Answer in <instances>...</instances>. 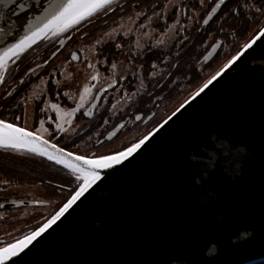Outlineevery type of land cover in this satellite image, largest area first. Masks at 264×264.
I'll return each instance as SVG.
<instances>
[{
	"label": "water",
	"instance_id": "95a60500",
	"mask_svg": "<svg viewBox=\"0 0 264 264\" xmlns=\"http://www.w3.org/2000/svg\"><path fill=\"white\" fill-rule=\"evenodd\" d=\"M18 2L30 5L19 17L12 14L15 5L0 4V49L19 40L29 25L39 24L55 0ZM221 5L219 1L209 17ZM215 53L212 49L206 61ZM237 56L240 59L231 63ZM213 76L199 96L196 91L147 134L151 138L139 151L101 170L102 179L14 258L16 264L264 262V37L251 49L244 47ZM107 90L89 107L93 113ZM125 123L99 144L114 139ZM0 150L45 159L68 172L78 191L80 182L62 164L26 150ZM71 153L73 158L82 156ZM44 204L12 201L2 209Z\"/></svg>",
	"mask_w": 264,
	"mask_h": 264
},
{
	"label": "flooded vegetation",
	"instance_id": "af4514ba",
	"mask_svg": "<svg viewBox=\"0 0 264 264\" xmlns=\"http://www.w3.org/2000/svg\"><path fill=\"white\" fill-rule=\"evenodd\" d=\"M219 1L203 0L201 3L200 0H118L107 11L96 14L76 28L37 43L8 64L5 82L0 85V119L14 122L36 133L37 130L51 125L54 134L44 136L46 139L86 157H99L127 148L167 117L161 120V115L167 114L161 109L162 102L174 99L183 85L196 84L190 76L181 79L179 68L184 66V62L196 66L197 69L199 66L207 69L222 59V51L235 52L227 64L264 27V0H226L218 12L212 18L209 17ZM138 7L142 10L137 11L136 9H140ZM257 9L261 11L258 12ZM134 17L137 21L132 25L130 21ZM177 18L181 29L179 32L175 30L176 33L172 34L166 45H162L160 34L163 31H170L172 27L168 30L166 28L173 25ZM121 19L127 20L124 24L129 25L130 33L127 36L118 33L111 39L112 30L114 27L119 28ZM134 32H138L137 36L131 34ZM105 35L109 38L100 44L99 40ZM93 42H96L94 44L96 46H91V51L82 47V44H87L89 48ZM141 43L142 46L138 48ZM212 49L216 53L206 61L205 56ZM193 51H197V54L185 61L184 54ZM90 54L105 60L102 72L106 75L102 79V84L94 88L92 94L89 91L88 94L83 88L93 85L94 82L89 79L83 87L78 83L79 77L74 75L82 74L83 71L80 70L85 62L88 69L91 68ZM59 60L63 65L69 63V68L58 69ZM122 60L125 64L131 65L132 69L128 68V72L120 76L116 73L114 65L123 63ZM198 71L202 73L201 70ZM68 73H71V76ZM91 85L88 88L91 89ZM106 88L108 90L101 97L93 113L89 107L97 94ZM38 89L40 91L36 92ZM82 95L89 97L83 107L78 106ZM114 95L120 100L127 95L128 105L125 111L108 119L113 111L111 105ZM105 101L107 104H104ZM53 104L58 105V109H54ZM66 109H76L70 116L73 117L74 123L65 128L66 123L62 122L58 129L57 116ZM139 115H142V118L137 120L136 117ZM124 121L126 122L124 127L114 139L99 144L110 131ZM71 125L77 127L71 129ZM67 130L72 132L64 134ZM129 134L126 139L125 136ZM136 135L140 138L129 143L128 139ZM121 138L127 140L129 145L126 143V146L115 151H102L103 147ZM80 144L89 145V151L85 153L79 148H74ZM60 171L66 179H71V183L61 185L53 181L52 184L66 191L73 189L75 186L73 178L63 169L60 168ZM51 172L57 175L55 171ZM9 179L10 181L0 182V189L11 184V178ZM73 181L74 186H71ZM12 201L16 200L11 198L0 200V225L2 221L7 220L1 219L2 214L10 213L12 210L2 209V205ZM44 202L42 206L53 204V201L49 200ZM13 230L16 229L0 228V243L14 242L19 234L25 233L14 234Z\"/></svg>",
	"mask_w": 264,
	"mask_h": 264
},
{
	"label": "snow or ice",
	"instance_id": "6c2138e0",
	"mask_svg": "<svg viewBox=\"0 0 264 264\" xmlns=\"http://www.w3.org/2000/svg\"><path fill=\"white\" fill-rule=\"evenodd\" d=\"M113 2L114 0H55L54 3L49 5L46 16L39 24L34 27L29 25L28 32L19 40L0 49V85L5 82L4 77L5 73L8 71L9 61H12L14 58L18 59L20 55L31 48L37 40L66 33L71 28L90 19L94 15L102 11H107ZM200 2L203 3V0H200ZM225 2L226 0H220L221 4ZM0 4H3L5 8L15 5L12 14L16 17L27 12L30 7V5L18 2V0H0ZM215 10L214 8L213 11ZM257 11L259 12L261 9H257ZM3 14V12H0V16H3ZM2 32H4V29L0 28V33ZM262 37H264V29H261L259 34L250 43L245 45V49H251ZM239 59L240 56H237L231 63H235ZM96 78L95 76L93 77V79ZM215 79L216 77L213 76L211 80L205 83L203 87L196 92V96H199L208 88ZM85 91H88V89H85ZM65 95L67 94L65 93ZM52 107L58 109L59 106L53 104ZM169 119H171V117H169ZM167 123L168 121L165 120L164 124ZM163 126L162 124L160 127L162 128ZM157 131H159V129H157ZM150 138V136L146 135L141 138L139 142L132 144L127 147L126 150L120 151L115 155H102L93 158L75 156L73 158L71 152L65 153L64 149L57 148L55 144H49L47 140H44L36 133L28 131L26 128L20 127L14 122L0 119V148L12 149L15 151L26 150L30 153L45 156L47 159L53 160L57 164H62L64 167L70 169L80 182L78 191L75 192V195H72L71 199L60 208L59 212L42 227L15 242L0 243V264H16L14 258L24 253L38 237L56 224L88 189L102 179L101 170L110 169L116 165L122 164L134 153L139 151Z\"/></svg>",
	"mask_w": 264,
	"mask_h": 264
},
{
	"label": "rangeland",
	"instance_id": "374dc122",
	"mask_svg": "<svg viewBox=\"0 0 264 264\" xmlns=\"http://www.w3.org/2000/svg\"><path fill=\"white\" fill-rule=\"evenodd\" d=\"M140 9H136L137 11L142 10L141 7H138ZM164 18V16H163ZM137 18L134 17L132 21H130L133 25V23H136ZM124 20V21H123ZM124 22H127V20L125 19H121L119 21V25L117 29L112 30L111 34V39H114L118 33H124L126 36L128 35V28L130 29L129 25L125 26ZM179 18H177L175 20V23H172L173 25L169 26L168 28H166V30H168L169 28H171L170 31H163L160 34V39H161V43L162 45H166V43L169 41V39L172 37V34H174V32L176 33L175 30H177V32H179V30L181 29L179 27ZM118 23V22H117ZM179 24V25H178ZM80 25V24H79ZM78 26V25H77ZM77 26L73 27L76 28ZM72 28V29H73ZM110 29V26L108 27ZM70 29V30H72ZM110 34V33H109ZM132 35L137 36L138 32H134L131 33ZM149 37V36H148ZM107 38H109V36L106 37L103 36V38L100 41V44L104 41L107 40ZM137 40H136V45H137ZM96 42H93L90 44L89 48L87 46V44H82V47L91 51V46L95 47ZM142 46V43L138 46V48ZM119 48H121V46L118 45ZM136 49H135V53H136ZM235 54V52H231V51H222V59L218 62H216L211 68H207V69H203L202 66H199L198 69L202 71V73L198 74V77L202 78L201 80L191 86L188 85H183L181 91L179 92V94L171 100H168L167 102H162L161 105V109L163 112H167V114H160L161 120L164 119L166 116L170 115L174 110H176L184 101L187 100V98L194 93V91L204 82L208 81L216 72H218L224 64H226V62ZM90 62H91V68L88 69V67L86 66V62L83 63L84 67L81 68L80 71H83L82 74L81 73H76L74 75L79 77V84L80 85H86L85 82H87L89 79H91L90 81H93V85H91V89L88 88L89 86L83 88V90H85L86 88H88V91L90 92V94L93 93L94 88H98L101 84H102V79L104 76H106L103 72L102 69L105 68V60L101 59L100 57L97 58L94 54H90V58H89ZM123 63H116L114 65L115 67V71L118 75L122 76L124 74H126L128 72V68L131 70L132 67L131 65H127L125 64V62L122 60ZM69 63L66 62L65 65H63L62 61H58L57 66L58 69H68ZM99 66V67H98ZM87 67V68H86ZM69 76H71V73H68ZM196 75V74H195ZM194 75V78H195ZM97 77L96 79H93V77ZM197 76V75H196ZM88 78V79H87ZM108 78H106L107 80ZM194 80V79H192ZM187 83H189V80L187 81ZM40 91L39 89L36 90V92ZM87 91V92H88ZM88 92V94H89ZM113 103H112V108L113 111L110 114V116H108V119H112L113 117H115L116 114H120L122 113V111L126 109L127 107V98L128 96L126 95L123 100L120 99H116L117 96H113ZM89 100V97L86 98V96L84 97V95H82V99L80 100V102L78 103V106L83 107L87 101ZM74 102V101H73ZM104 104H107L106 101L104 102ZM78 108V107H76ZM76 109H72V110H63L62 114H59L57 116L58 121H56V124L58 122V125H60L62 122H65L66 126L65 128H67L69 124H73L74 121L72 122L73 117L70 118L71 114H73L75 112ZM68 122V123H67ZM58 125H56V128H58ZM52 126H45V129H41V130H37L38 133L42 134L43 136H46L48 134L53 135V129L51 128ZM77 127L76 125H74L72 127V125L70 126L71 129ZM69 128V127H68ZM59 129V128H58ZM72 132V131H71ZM70 130L65 131L64 134H68L71 133ZM130 133V132H129ZM96 133H94V135H96ZM131 134V133H130ZM130 134L127 136H125V138L127 139ZM92 135L89 137L91 138ZM138 137L133 136L131 138H129L128 142L131 143L130 141H135L137 140ZM127 143V140L124 141L122 138L119 140H116L113 143L108 144L107 146L102 148V151L107 152V151H115L117 149H120L121 147H124L126 145H129ZM126 144V145H125ZM89 145H76L74 148H79L82 152H88ZM11 156V154H9ZM17 155V154H16ZM21 156V158H25V159H30L28 157H24L22 154H18ZM84 155V154H82ZM109 155V154H108ZM33 160V159H31ZM52 169L53 171H55L57 173V175L54 177V179H50L49 176V170ZM40 178V177H39ZM4 181H10V179H8L5 176H0V182H4ZM57 182L59 184H63V185H68V183H71V179L68 178L66 179L65 175L61 174L60 168L56 167V166H52L51 163L45 161V181L43 180V178L40 179H34V178H30V176H28L25 181L23 183H17V181L15 179L11 180V184H9V186L7 188H3L0 189V200L2 198V201L8 198L14 199L16 201H45V200H49V201H53V204H48L47 206H33V207H20V208H12L10 213H3L2 214V220H4L5 218L7 219L6 221H2V224L0 225V228H11V229H16L13 230L14 234H19V233H23V234H19L17 239H20L24 236H26L27 234H29L30 232H32L30 229H36L37 227L41 226L43 223H45L48 219H50L51 217H53L54 215H56V213L60 210V208L65 204V202L68 201V199L73 195V193L75 192V188L76 186H74V181L72 182L71 186L73 185V189H70L69 191H66V189L64 188H59L56 185H53L52 182ZM69 183V184H70ZM30 230V231H28ZM8 231V230H6ZM5 231V232H6ZM4 233V232H3Z\"/></svg>",
	"mask_w": 264,
	"mask_h": 264
},
{
	"label": "trees",
	"instance_id": "16d2710c",
	"mask_svg": "<svg viewBox=\"0 0 264 264\" xmlns=\"http://www.w3.org/2000/svg\"><path fill=\"white\" fill-rule=\"evenodd\" d=\"M196 54L197 51L185 53L184 54L185 61L189 60L191 56H195ZM186 63L187 62H184V66L179 68L181 79L188 78L190 76L191 79H194L195 81L194 83H197L198 80L202 78V77H198L199 71L197 67L190 66ZM19 153L20 152L0 150V173L3 176L7 177L8 179L9 178H11V180L15 179L17 183H23L28 176L34 179L43 178V180L45 181V159H42L38 156L29 153H24V152L20 153L24 157L30 158V159H25V158H21V156L18 155ZM9 154H11V156ZM51 165L55 166L53 164ZM51 171L52 170H49L50 179H54L55 175ZM34 229H30V230L33 231ZM258 264H264V262Z\"/></svg>",
	"mask_w": 264,
	"mask_h": 264
},
{
	"label": "bare ground",
	"instance_id": "6f19581e",
	"mask_svg": "<svg viewBox=\"0 0 264 264\" xmlns=\"http://www.w3.org/2000/svg\"><path fill=\"white\" fill-rule=\"evenodd\" d=\"M38 228H39V227H38ZM38 228H37V229H38Z\"/></svg>",
	"mask_w": 264,
	"mask_h": 264
}]
</instances>
